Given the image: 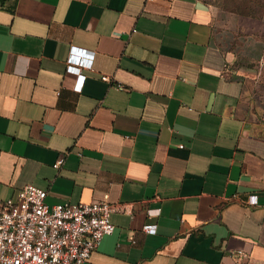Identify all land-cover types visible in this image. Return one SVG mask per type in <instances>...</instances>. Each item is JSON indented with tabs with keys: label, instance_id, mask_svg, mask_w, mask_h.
Wrapping results in <instances>:
<instances>
[{
	"label": "crops",
	"instance_id": "obj_1",
	"mask_svg": "<svg viewBox=\"0 0 264 264\" xmlns=\"http://www.w3.org/2000/svg\"><path fill=\"white\" fill-rule=\"evenodd\" d=\"M221 1L0 0V203L119 209L85 264H264V0Z\"/></svg>",
	"mask_w": 264,
	"mask_h": 264
},
{
	"label": "built area",
	"instance_id": "obj_2",
	"mask_svg": "<svg viewBox=\"0 0 264 264\" xmlns=\"http://www.w3.org/2000/svg\"><path fill=\"white\" fill-rule=\"evenodd\" d=\"M84 55L90 59L82 60ZM92 60V54L71 47L67 65L90 69ZM101 80L109 79L103 76ZM45 200L44 190L25 185L14 200L0 203V264H85L114 232L110 217L120 210L106 200L55 205ZM248 204L255 205V197ZM155 228L147 224L143 232L153 235ZM233 258V264H241L245 256L237 252Z\"/></svg>",
	"mask_w": 264,
	"mask_h": 264
},
{
	"label": "rangeland",
	"instance_id": "obj_3",
	"mask_svg": "<svg viewBox=\"0 0 264 264\" xmlns=\"http://www.w3.org/2000/svg\"><path fill=\"white\" fill-rule=\"evenodd\" d=\"M242 1L245 3L254 2V0H223L219 4L224 5L221 8V11L224 12V15L232 14V15H244L245 12H249L251 14H255L260 12V8H252V7H245ZM248 28V23L245 24ZM243 43V42H242ZM235 48L237 52H242V47L240 41H237L235 44ZM245 49V47H243ZM250 70V75L252 80L249 83L248 87V95L249 98L259 106L264 107V53L263 57L258 61L251 64H247L245 67Z\"/></svg>",
	"mask_w": 264,
	"mask_h": 264
}]
</instances>
